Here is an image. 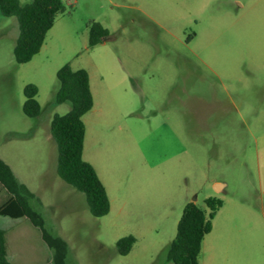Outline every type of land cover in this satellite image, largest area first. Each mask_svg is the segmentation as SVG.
Returning a JSON list of instances; mask_svg holds the SVG:
<instances>
[{
	"label": "rangeland",
	"instance_id": "obj_1",
	"mask_svg": "<svg viewBox=\"0 0 264 264\" xmlns=\"http://www.w3.org/2000/svg\"><path fill=\"white\" fill-rule=\"evenodd\" d=\"M63 3L24 63L13 53L18 20L0 12V157L33 193L46 229L67 242L64 264H173L167 249L183 207L208 212L209 197L222 205L200 264H264V0ZM92 20L109 32L90 46ZM65 63L88 71L94 104L83 117L112 162V172L99 168L110 199L100 217L57 173L50 125L71 108L55 100ZM28 83L38 88L35 117L23 111ZM93 153L86 146L83 158ZM7 197L0 183V204ZM0 229L14 264H55L26 216L0 215ZM128 234L135 242L120 254Z\"/></svg>",
	"mask_w": 264,
	"mask_h": 264
},
{
	"label": "trees",
	"instance_id": "obj_2",
	"mask_svg": "<svg viewBox=\"0 0 264 264\" xmlns=\"http://www.w3.org/2000/svg\"><path fill=\"white\" fill-rule=\"evenodd\" d=\"M63 0H31L21 4L20 0H0V12L5 16H15L19 33L13 49L17 63L29 61L41 48L47 31L53 26L56 16L64 11ZM108 29L92 20L89 28V45L100 42L108 34ZM58 88L55 100L58 103L70 102L71 108L64 114L55 113L51 119V133L58 148L57 173L86 196L93 216L100 217L110 210V200L104 184L95 167L83 158L85 123L83 115L93 106L88 71L85 68L73 69L69 63L63 64L56 72ZM38 88L26 84V99L23 111L35 117L41 112L36 98ZM0 183L8 192V197L0 204V215L19 218L26 216L39 228L42 238L54 250L55 264H64L67 242L60 236L50 233L39 211L30 204L33 193L20 183L11 167L0 157ZM208 212L190 201L185 204L177 223V231L167 249V258L173 264H200L199 253L204 236L212 229V220L222 205L220 199L209 197L205 200ZM135 236L128 234L116 242L120 254L130 251ZM0 264H14L6 254L4 233L0 229Z\"/></svg>",
	"mask_w": 264,
	"mask_h": 264
},
{
	"label": "crops",
	"instance_id": "obj_3",
	"mask_svg": "<svg viewBox=\"0 0 264 264\" xmlns=\"http://www.w3.org/2000/svg\"><path fill=\"white\" fill-rule=\"evenodd\" d=\"M90 111H91V109L89 111H87L84 114V116H88ZM99 115H101V111L98 112V114L96 116L98 117ZM87 119H88V117H87ZM87 119H84V117H83V121L85 123V139H84L83 151L86 149V146L93 145L94 153H93V155H91V159H93V160L89 159V162L95 167V169L97 171V174H98L99 178L101 179L102 183L104 184L105 189H106L107 194H108V197H109V191H108V188H107V184H106L105 180L103 179L99 168L108 167L109 170L112 172V169L109 166L112 162L111 163L110 162L109 163H105L103 161V157H102V155H103V147H102L101 144H99L102 137H101L99 131L97 129H95V128L90 130V131H92V133H91V135L89 137V129H88L89 126L87 124ZM96 143L98 144L97 147H95ZM114 167L116 168V166H114ZM216 184H221V183L215 182L214 185H216ZM221 186H222V184H221Z\"/></svg>",
	"mask_w": 264,
	"mask_h": 264
}]
</instances>
